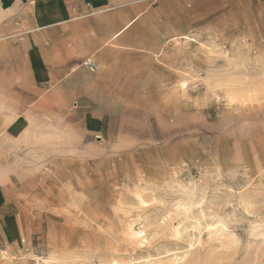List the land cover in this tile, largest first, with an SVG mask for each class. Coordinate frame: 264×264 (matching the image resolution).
<instances>
[{
	"label": "rangeland",
	"instance_id": "1",
	"mask_svg": "<svg viewBox=\"0 0 264 264\" xmlns=\"http://www.w3.org/2000/svg\"><path fill=\"white\" fill-rule=\"evenodd\" d=\"M185 6L154 56L147 125L41 156L32 230L0 239V264H264V0Z\"/></svg>",
	"mask_w": 264,
	"mask_h": 264
},
{
	"label": "crops",
	"instance_id": "2",
	"mask_svg": "<svg viewBox=\"0 0 264 264\" xmlns=\"http://www.w3.org/2000/svg\"><path fill=\"white\" fill-rule=\"evenodd\" d=\"M170 8L187 7L185 0H0V239L32 230L24 190L41 156L81 155L147 125L154 68L163 82L154 56L169 38ZM130 110L144 119L129 122Z\"/></svg>",
	"mask_w": 264,
	"mask_h": 264
},
{
	"label": "built area",
	"instance_id": "3",
	"mask_svg": "<svg viewBox=\"0 0 264 264\" xmlns=\"http://www.w3.org/2000/svg\"><path fill=\"white\" fill-rule=\"evenodd\" d=\"M83 64L91 71L95 70L97 68V65L95 64L94 61L90 59H86Z\"/></svg>",
	"mask_w": 264,
	"mask_h": 264
}]
</instances>
